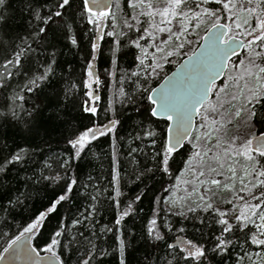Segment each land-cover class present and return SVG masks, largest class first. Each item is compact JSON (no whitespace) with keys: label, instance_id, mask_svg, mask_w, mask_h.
Segmentation results:
<instances>
[{"label":"snow or ice","instance_id":"6c2138e0","mask_svg":"<svg viewBox=\"0 0 264 264\" xmlns=\"http://www.w3.org/2000/svg\"><path fill=\"white\" fill-rule=\"evenodd\" d=\"M134 253L264 264V0H0V264Z\"/></svg>","mask_w":264,"mask_h":264},{"label":"trees","instance_id":"16d2710c","mask_svg":"<svg viewBox=\"0 0 264 264\" xmlns=\"http://www.w3.org/2000/svg\"><path fill=\"white\" fill-rule=\"evenodd\" d=\"M195 47V45L193 46ZM131 63V58L130 57H123L120 61V66L116 69V73H117V77L116 79H119V75H120V68H127ZM175 64H170L166 67V71L168 72L169 70H171L174 67ZM110 67V63L106 58V54L105 56H102L98 62V70L100 72L101 75V79L105 80V85L101 87L100 89V96H101V100L98 102L101 106V110H103V108L110 102V101H114V94L118 95L117 93V88L119 87V85L116 83L115 80L113 81H109L106 79V75H105V69ZM114 107L119 111L121 106L119 104V102H114ZM198 119V118H197ZM128 131V126L126 125L124 129L120 130V135L121 136H125L127 134ZM108 138H102L101 141L99 142V146L97 147L96 151L98 154H101L102 152L106 151L108 149ZM122 150H123V145L121 146ZM103 163V168H99L96 167L94 169H91L93 171L94 175L100 176L101 179V183L102 184H107V180L104 179V177L107 175L108 169H109V160L107 158H103L102 160ZM125 191H129L127 188H125ZM132 193L129 191V195H131ZM144 208L145 210H147L148 208V202L147 200H145L144 202ZM111 219V213L108 214L105 222H107V220ZM14 230V229H13ZM109 243H112V239L111 237H109ZM139 253H134L132 255L131 262L132 264H135V258L137 256H139ZM108 264H114V262H112L111 260H109Z\"/></svg>","mask_w":264,"mask_h":264},{"label":"water","instance_id":"95a60500","mask_svg":"<svg viewBox=\"0 0 264 264\" xmlns=\"http://www.w3.org/2000/svg\"><path fill=\"white\" fill-rule=\"evenodd\" d=\"M190 54V53H189ZM187 57H185V59H186ZM177 67H178V65L177 64H175L174 65V67L171 69V70H169L168 71V74L170 75L171 74V72H174V71H176V69H177Z\"/></svg>","mask_w":264,"mask_h":264}]
</instances>
